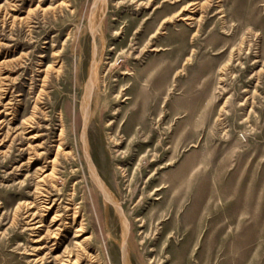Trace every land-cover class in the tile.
<instances>
[{"label":"rangeland","instance_id":"obj_1","mask_svg":"<svg viewBox=\"0 0 264 264\" xmlns=\"http://www.w3.org/2000/svg\"><path fill=\"white\" fill-rule=\"evenodd\" d=\"M97 1L0 0V264H264V0Z\"/></svg>","mask_w":264,"mask_h":264},{"label":"bare ground","instance_id":"obj_2","mask_svg":"<svg viewBox=\"0 0 264 264\" xmlns=\"http://www.w3.org/2000/svg\"><path fill=\"white\" fill-rule=\"evenodd\" d=\"M95 2H93V6H92V13H91V16H90V21H89V25L91 27V25L95 22H93L94 18H95V11L97 10V0H94ZM97 18V17H96ZM96 18H95V21H96ZM99 20V19H98ZM93 22V23H92ZM100 23V22H99ZM98 24V23H97ZM96 24V25H97ZM94 25V24H93ZM95 26V25H94ZM96 28V27H95ZM94 75V74H93ZM93 75H91L86 83V86L88 88V93H85L84 95V101H82L83 103H81V109H82V116H83V127H82V133H81V136H82V145H83V155H84V158H85V161L87 163V166H88V170H89V176L91 178V180L93 181V184L95 185V187L98 189V192L100 193L101 197L103 198L104 201H107L109 202V204H111L116 210H118V212H120L119 210V207H118V204H116L115 200L113 199L111 193L109 192V190L107 189V187L104 185V183L101 181V179L99 178V175H97L96 173V170L93 166V163L91 161V158H90V153H89V147H88V144H87V141H86V138H85V132L87 131L86 128H87V112L88 111V99H89V96H90V91L92 89V77ZM83 99V97H82ZM108 204V203H107ZM35 214V213H34ZM37 214V212H36ZM124 219V218H123ZM122 219V220H123ZM52 221V220H51ZM125 222V219L123 220ZM42 223V219H40V216L38 217V220H36V228H39L41 227ZM52 223V222H51ZM122 223V221H121ZM127 225V224H126ZM123 227L125 228L124 224H123ZM129 227V226H128ZM122 228V227H121ZM123 228V229H124ZM81 228H79V230H77V232L80 231ZM122 229V230H123ZM120 230V229H119ZM38 233V232H37ZM127 236L126 235V229L123 233V239H125ZM126 240V239H125ZM37 241H40V238L37 240ZM81 244V243H80ZM79 244V245H80ZM78 248V246H77ZM81 250V249H80ZM69 254V255H68ZM67 255V257H65L64 259H60L59 260V263L60 264H78L80 261V254L78 253V251H76L75 253L73 252H69ZM121 258H122V261L124 262V264H127V250L125 248V242L123 240L122 242V246H121ZM40 261V260H39Z\"/></svg>","mask_w":264,"mask_h":264}]
</instances>
